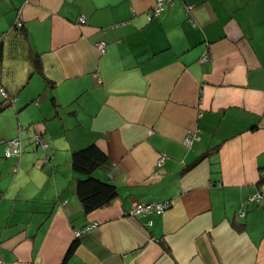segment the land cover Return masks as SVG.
<instances>
[{
  "label": "crops",
  "instance_id": "crops-1",
  "mask_svg": "<svg viewBox=\"0 0 264 264\" xmlns=\"http://www.w3.org/2000/svg\"><path fill=\"white\" fill-rule=\"evenodd\" d=\"M155 3L0 0L13 98L0 112V264H264V199L247 202L264 191V0H165L148 21ZM23 133L21 156L4 158ZM88 145L116 197L84 213L71 155Z\"/></svg>",
  "mask_w": 264,
  "mask_h": 264
},
{
  "label": "trees",
  "instance_id": "trees-1",
  "mask_svg": "<svg viewBox=\"0 0 264 264\" xmlns=\"http://www.w3.org/2000/svg\"><path fill=\"white\" fill-rule=\"evenodd\" d=\"M12 29L18 28L14 24ZM4 36V34H0V45L3 42ZM34 64L35 70L39 72V62L35 60ZM0 91L4 92L6 96L5 98L0 96L1 112L3 109H6L12 104L13 98L7 95L2 88H0ZM106 164V156L95 145H88L83 149L74 151L71 155L72 170L82 176V179H79L76 182L75 194L84 213H89L96 209L103 208L109 205L116 197V188L112 184L103 182L93 176V172L95 170L101 169ZM76 243L77 242H73L68 248L65 259H67L72 254Z\"/></svg>",
  "mask_w": 264,
  "mask_h": 264
},
{
  "label": "built area",
  "instance_id": "built-area-1",
  "mask_svg": "<svg viewBox=\"0 0 264 264\" xmlns=\"http://www.w3.org/2000/svg\"><path fill=\"white\" fill-rule=\"evenodd\" d=\"M165 0H156V3L152 10L146 14L147 20L150 21L154 16H157L160 12L163 10ZM190 7L188 6L187 9ZM20 16L18 14L17 21L15 23V26L19 28L21 26L20 22ZM77 23L79 25H83L85 23V19L83 17H79L77 20ZM96 47L98 48L100 53H103L105 50V43L99 42L97 43ZM201 62L205 61V57H202L200 60ZM0 96L2 98H5L4 92L0 91ZM20 130V129H19ZM32 138L34 141V144L36 146H39L42 150H45L48 148V144L46 142L41 141L40 136L37 133L32 134ZM192 139H196V136L194 133L188 132L185 139L184 144L189 146ZM4 157L5 158H15L18 159L22 154V142L20 139L19 134L13 137L12 139L6 141L4 143ZM47 156L45 157V160H47ZM164 157H161L157 164L160 165L163 162ZM261 183V181H259ZM259 183V184H260ZM258 184V186H259ZM261 186V185H260ZM264 199V191L261 189V187L258 188L257 191H255L253 194H251L248 198L247 202H260ZM168 202H162V203H148V204H133L132 207L129 210L128 215L132 218H140L143 216H147L150 214H162L165 209L168 207ZM243 214H241L242 216ZM96 227V224H91L89 226L83 227L80 231H75L74 235L75 237H78L82 233L90 232L92 229Z\"/></svg>",
  "mask_w": 264,
  "mask_h": 264
},
{
  "label": "rangeland",
  "instance_id": "rangeland-1",
  "mask_svg": "<svg viewBox=\"0 0 264 264\" xmlns=\"http://www.w3.org/2000/svg\"><path fill=\"white\" fill-rule=\"evenodd\" d=\"M21 139H22V140L25 139V133H23V134L21 135ZM31 139H32V143L34 144V141H33V138H32V137H31ZM33 144H32V145H33ZM3 146H4V145H3ZM38 147H39V146H38Z\"/></svg>",
  "mask_w": 264,
  "mask_h": 264
}]
</instances>
